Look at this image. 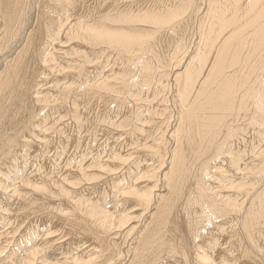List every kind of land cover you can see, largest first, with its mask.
Returning a JSON list of instances; mask_svg holds the SVG:
<instances>
[{"label":"bare ground","instance_id":"6f19581e","mask_svg":"<svg viewBox=\"0 0 264 264\" xmlns=\"http://www.w3.org/2000/svg\"><path fill=\"white\" fill-rule=\"evenodd\" d=\"M0 39L10 50L16 46L0 71V194L7 192L0 212L11 224L67 227L72 236H97L105 225L106 237L122 236L127 215L115 220L107 213L110 201L108 210L94 207L95 214L86 207V195L101 190L110 200V190L120 197L134 186L125 176L132 168L120 173L122 166L104 158L118 150L146 161L163 158L161 146L173 141L168 191L155 196L122 264H222L236 257L251 264L257 258L245 242L254 246L264 238V0H0ZM44 67L60 78L33 95L31 83ZM88 156L95 162L82 165ZM71 177L76 188L88 183L86 192L73 194V182L65 181ZM251 177L257 182L252 195L245 186ZM36 180L39 193L52 186L50 198L70 210L35 207L30 215L38 219L29 220L22 212ZM34 231L20 233L19 241L38 243L28 250L21 243L23 254L16 248L6 264H49L44 253L52 241ZM11 232L1 235L0 251ZM96 239L104 260L110 239ZM114 245L109 260L122 252ZM65 246L64 253L52 251L51 264L70 261L73 248ZM93 257L82 264H101Z\"/></svg>","mask_w":264,"mask_h":264},{"label":"rangeland","instance_id":"374dc122","mask_svg":"<svg viewBox=\"0 0 264 264\" xmlns=\"http://www.w3.org/2000/svg\"><path fill=\"white\" fill-rule=\"evenodd\" d=\"M25 15L24 14L22 15V18L19 21V23H21L24 20ZM33 16H35V12H33L31 18H34ZM30 26L32 27L33 25H30ZM28 28H29V26H28ZM74 44H75L74 42H71V44L69 46L66 45L65 47L64 46L63 47H64V49L68 50V48L69 47L72 48L71 46H73ZM14 48H16V46L13 47V49H11V50L8 49V47L6 46V39L5 40L0 39V71H2V68H3V65L5 63V60L7 58H10L11 55H13L12 53H13ZM42 50L46 53L45 48H42ZM60 52L64 53L61 50L58 51L57 53H60ZM68 53H71V52H69V50H68ZM44 55H46V54H44ZM75 57H76V55L75 56L74 55H69V56H67V59L70 60V61H72V60L75 59ZM191 58H192V56L186 58L185 59L186 62L185 63H182L183 64L182 66L177 67L178 70H177L176 73H179V72L184 71V69L187 66V63L190 61ZM50 66H52V65H50ZM59 76L60 75H55V76L52 77V72H49L48 71V68L47 67H44V69L40 71V78L34 80V82L31 83L32 86H31L30 91L33 93V95L38 93V89L39 90L41 89L42 91H46V90L48 91L47 88H50L51 84H55L56 81H58V79L60 78ZM43 85H45V86H43ZM36 90H37V92H36ZM171 110L172 109H170V111ZM53 124L55 126H58L59 122H56V123H53ZM152 127H153V131L155 133L157 131L156 130L157 127H155V126H152ZM40 129H41V127H40ZM38 131L34 130V133L35 134L37 133L40 136V132L41 131L40 132H38ZM147 132H149V130H147ZM169 135H171V134H169ZM164 143H166V144H163L160 149H162V150L165 149V151H167L166 152L167 154L163 158L162 157H158L157 159H154L153 158L150 161H146L143 158L140 159L139 157L128 156L126 154L124 155L122 153H125V152H123V151L120 152V150H118L119 152L114 153L112 155L113 157L111 156L108 159H106V158H104L105 160L103 159L106 162V164L109 165V166L110 165H112V166L113 165L114 166H117V165L122 166L120 168V173H123V174L125 173V171L127 169L132 168V170L130 171V173L129 174H126L125 176H126V179H127L126 180V183L129 182L128 185L134 184V186L133 185H130V187H131L130 188L131 189L130 191H129V188H126L125 189L126 190L125 191L126 194L123 193L120 197H118V195H119V192L118 191H114L113 192V190H110V194H112L111 198L113 197L110 200L107 197H105L103 199L101 198L102 197V194H100L101 190H98L97 192H93V194H91L93 197H91L90 195H86V196L84 195L86 201L89 202V203H86L87 204L86 207L89 209V211L93 212L92 214H95V208L98 205L99 209L101 208V210L104 209L105 207H107L106 210H108L109 207L113 208V212L111 211V212H107V213L108 214H111V215L114 214V217H116L115 220H117L119 218V215H122V214H124V216L127 215L126 216V219L127 218L129 219V220L127 219L129 222L126 219L122 221L124 223V224L122 223L123 224V227H124V230H123L124 232L122 233V236L121 235L118 236L119 231H117V233L115 235H113L112 237H106L109 233H107V231L105 229V225H99V228H100L101 232L102 231L103 232L102 233H99L97 236H99L103 240L110 239V242H108L110 244L108 246V250H107V247L104 248L106 250V252H105L106 257H107L106 259L103 260V259H100L99 258L98 252L101 251V246L103 245V243L99 239H96V237H97L96 235L95 236H88V235H82V234H79V233H76L75 232V233H72L74 235V236H72V235L66 234L67 227L66 228H60L59 229L60 231H59L58 229L53 228L51 225L46 224V223H37L33 227L25 228L23 225H20L21 223H19L18 225L17 224L16 225L15 224H11L10 221H9L10 219H8L9 218V214H7L4 211L2 213L0 212V227L2 228V229H0V237H1V235H3V233L5 235L7 233H10L11 231L12 232H11V234H8V236H7L8 237V240L6 242L4 241L3 244H2L3 245L1 247L2 248V251H0V252H3L2 253V256L0 258L1 259L0 260L1 264H6L7 262H9V259H10L9 255H10V253L14 252V250H16V248H18V247H20V252L18 254L19 255H22L23 254L24 251L22 250L21 243L26 244L25 240L28 241V238L23 239L24 242L21 240V243H20L19 240L21 238H20L19 235H20V233L21 234L22 233H25V231L28 232L30 235L31 234H34V232H35L34 229H36L38 231V234H40L41 236L44 237L45 242L52 241L50 243L51 245L49 246L50 248L48 247V249H50V250L46 249L47 251H46V253H44L45 255L47 254L46 255V258H47V260H49V262H48L49 264L55 262V260L53 261V259L55 258L54 256L57 255L55 253H58L57 252L58 250L55 252V250L57 248L60 247L61 248L60 250H63V253H64V249L66 251V249H67L66 246H65L66 244L69 245L68 246V249H70V248L72 249L73 248L71 250V253L69 254V255H71V258H70V261L67 262L68 264H77V263L82 264L84 262H87L93 256H94L93 259H95L96 261L97 260H100L101 261V264L102 263H104V264H122V262L125 261V258L129 256V251H130V248H131L130 245H132V243H136V240L138 238V230L139 229L141 230L140 225L143 224L144 220L148 217L149 213L155 208V205H156V202H157L155 200L156 197L158 198V195L161 194V196H160V198H161L168 191V190H166L167 189V186H168V182L166 181L167 180L166 178L164 179V177H165V173L170 168L169 167L170 166V163L169 162H170V159L171 158H168V156H169V153H170L171 148L175 144H174L173 141L171 143L169 142L170 144L167 143V141H165ZM164 146H165V148H164ZM119 158H121V159H119ZM165 158H167V159H165ZM164 159L166 160L165 162H164ZM84 160L85 161L86 160H93L95 162V160L92 159L91 156H88V157H86V158H84L82 160V162H81L82 165L85 162ZM139 160H140V162H139ZM148 160H149V157H148ZM143 163H144V165H143ZM149 163H151V164H149ZM129 164H131V165L135 164V165L129 166ZM162 164H164V165H162ZM138 165L141 166V168ZM157 165H159V167ZM135 168H136V170H135ZM138 169H139V172H136V171H138ZM146 169H147V171H145ZM75 171H78V170L75 168ZM85 171L86 172H92V171H88V169H86ZM243 171H246V170H242L241 171L242 173H240L241 175L243 174ZM248 172H249V170H248ZM110 174H112V173H110ZM249 174H251V172ZM110 177L105 176V177L101 178V180L93 182V184L91 182L90 185H95V184H97L99 182L102 183L103 181L106 182V180H108ZM221 179L222 178H220V180ZM225 179H227V180H225ZM222 180H225L223 182H227V184H229L228 181H230V180L228 178H224ZM65 181L73 182V184H71V185H69V183H68V186L70 187L71 192L73 194L77 193V191H80V190H83V192H86L84 190V188H86V186H89L88 183H83V184H79V187L76 188L75 187V184H74L75 181H74V178L73 177L66 178ZM79 181L77 180L76 182L79 183ZM132 181H133V183H132ZM34 182L35 183L33 184V187L27 189V190H29L27 192V194L30 192L29 193L30 195H29L28 201H31V204L29 203L28 206H27L28 208L25 209V211L23 210L24 212H22V213H24L28 217V219L30 217L29 220H34V218L38 219V215L37 214H34L33 216L30 215L31 214L30 211L31 210L33 211L35 207H40V208H43L44 210H48L51 207V208H53V210H56V211L57 210H60L58 208H61L63 210L62 212H65V211L67 212V211L70 210L69 208H67V205L61 206V204H62L61 199L60 200L58 199L57 201H53L50 198V192L51 191H54L55 188H53L52 186H50V187L49 186H46L45 191L43 190V191H41V193H39L40 190L37 187H35V185L39 184V182L37 180L34 181ZM166 182H167V184H166ZM256 183L257 182L255 181V179L253 177H251V179H249L248 181H246L245 186L251 192L250 195H252V193L255 191L251 186L254 185V184H256ZM6 185L11 186V182L9 181V182H7V183L4 184V186H6ZM42 188H43V186L41 187V189ZM249 188H252V189H249ZM30 189H33L34 192H37L36 193L37 195L33 191H31ZM138 192H139V196L140 197L138 195H136V193H138ZM2 193L0 194V195H3L2 197H6L7 196V192H2ZM107 193H109V192H107ZM87 194H90V193L87 192ZM141 195H143V196L146 195L144 197V202H141L142 199H143V196H141ZM149 196H151V197H149ZM135 197H137V198H135ZM145 198H147V199H145ZM91 199H92V201H91ZM134 200H136V201H134ZM28 201H27V203H28ZM108 201H110L112 205L111 204L108 205ZM139 202H140V204L141 203H143V204L144 203H148V204L147 205L145 204L143 206H140L139 205ZM149 202H150L151 205L149 204ZM1 210H2V208H1ZM15 211H18V210L15 209ZM19 213L15 217L16 220H17L18 217H20V214ZM32 217H34V218H32ZM102 217H103V215L102 216H98L99 219H102ZM129 217H131V218H129ZM97 220L98 219H96L95 217H92L91 223L95 224V222ZM6 221H9V222H8V225L5 226ZM125 221H127V222H125ZM29 223L31 224V222H24V225L25 224H29ZM97 223H99V222H97ZM31 228H33V229H31ZM136 232H137V234H136ZM63 233H65V234H63ZM10 238H13L12 241H10ZM260 241H261V243H260ZM260 241L258 243L256 242L255 245L253 244L254 246H252L250 243H247V241L245 242L246 246L249 247L250 250H252V252H251V253H253L252 254L253 255L252 256V259H254L256 257L257 258H259V257L261 258V259L260 258L259 259H257V258L254 259V261L251 264H254V263L255 264H261L260 262H263L264 263V238L262 240H260ZM14 242L18 243V246L17 247H15ZM53 242H55V243H53ZM114 242H116V244L120 245L122 252L118 256H115L114 259L109 260L107 253L110 254V257H112V255H113L112 253H113V250H114V247H115ZM33 243L36 244V243H38V241L37 242H35V241L33 242L32 241L29 244H26L25 247H27V250L32 245L34 246ZM56 243H58V244H56ZM53 245L55 246V249H53V247H54ZM258 246H259V248H257ZM52 251H54L55 253L54 252L52 253ZM59 254H62V252L61 253L59 252ZM40 256L41 257L39 259H41L42 257H44V256H42V254ZM262 257H263V259H262ZM81 260H84V262L83 261L81 262ZM211 260H212V258H211ZM217 260H219V259H217ZM237 260L239 261L238 264H242L243 263V261L241 263L240 257H236V259L232 260L233 262H231V261H223L222 264H237L236 263ZM58 261H60V259H58ZM61 261L64 262V260H61ZM61 261H60V264L62 263ZM42 263H44V261ZM62 264H64V263H62ZM125 264H127V262ZM219 264H221V263H219Z\"/></svg>","mask_w":264,"mask_h":264}]
</instances>
